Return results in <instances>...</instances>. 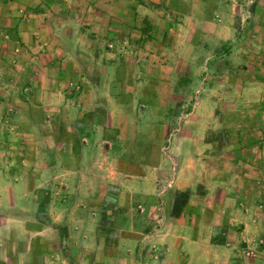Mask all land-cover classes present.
<instances>
[{
	"label": "crops",
	"instance_id": "1",
	"mask_svg": "<svg viewBox=\"0 0 264 264\" xmlns=\"http://www.w3.org/2000/svg\"><path fill=\"white\" fill-rule=\"evenodd\" d=\"M237 1L0 0V264H264V0L227 92L243 99L203 89L156 164L111 144L133 122L113 78L127 59L100 49L135 33L148 61L186 68L198 33L219 62Z\"/></svg>",
	"mask_w": 264,
	"mask_h": 264
},
{
	"label": "rangeland",
	"instance_id": "2",
	"mask_svg": "<svg viewBox=\"0 0 264 264\" xmlns=\"http://www.w3.org/2000/svg\"><path fill=\"white\" fill-rule=\"evenodd\" d=\"M254 2V0H238L236 2L235 8L241 12V15L237 16V11L233 15H236L235 19L240 27L239 32L241 29L242 32L237 35L238 31H236L237 38L235 36L233 42L223 43L225 45L230 43L232 47L228 53L221 56L222 60L219 59L221 62L213 60L215 59L214 56L219 55L216 53L217 46L203 49L202 45L207 42L204 41V36L198 33L194 36L196 46L191 52L193 63L186 68H176L173 55L169 53L161 56L159 53L156 54V56H160V59H165L163 62L158 60L156 64L155 60L148 61L149 58L156 59V57L148 55V53L151 54L154 51L155 47L143 48L140 46V40L136 37L138 34L135 33L128 38V47L122 45L120 37L117 40L121 42L116 43V48L115 46L108 47L106 43L102 45L101 51L109 49V52H116L117 55L124 53L127 59L126 62H122L123 65L118 64L119 66L115 69L113 78L116 83H119L115 88L118 100L128 110H131L129 114L133 122L132 124L129 122L127 127L118 126L109 134L112 139L111 144L114 145L116 151H124L136 163L156 164L157 156L168 153L167 147L171 142L172 135L180 129V125L177 126L176 121L182 123L187 116L186 114L196 107L199 108L201 100L206 97L203 95V89L211 86L220 87L222 89L221 94L211 97H218L224 105H231L235 100L239 103L243 99L239 96H229L227 92L235 86L233 79L235 74L240 73L242 67L246 66L243 57L250 56L249 53L254 48V46L249 47V45L252 46L254 42L259 41V39H256V33L250 32L253 19L249 9ZM256 19L255 22L264 28L263 14ZM248 49V53H243ZM259 50L262 51V49ZM207 57H210L208 61H213H205ZM158 69H161L164 74L159 73ZM154 71L159 75L161 74V78L155 79ZM184 73L189 74L191 78L181 76ZM216 73H219L220 76L223 74L221 82ZM99 82L106 83L104 79H100ZM237 86H239L238 82ZM175 88H180L178 93L175 92L177 91L174 90ZM155 89H158L159 92L162 90L161 94L157 95L158 90L155 92ZM248 101L245 104H248ZM171 103L173 106L176 104L178 107L175 113L167 108ZM99 115L101 117L103 114ZM118 115V112H116V116ZM162 116L167 117V120H169L163 123L165 126L158 121L159 117ZM116 134L119 136L117 140L115 139ZM152 250L153 246H151L150 251Z\"/></svg>",
	"mask_w": 264,
	"mask_h": 264
}]
</instances>
